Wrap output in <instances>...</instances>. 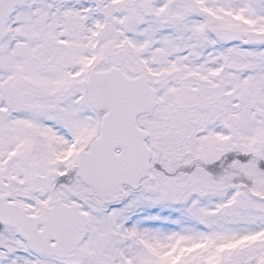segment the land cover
<instances>
[{
	"label": "snow or ice",
	"instance_id": "1",
	"mask_svg": "<svg viewBox=\"0 0 264 264\" xmlns=\"http://www.w3.org/2000/svg\"><path fill=\"white\" fill-rule=\"evenodd\" d=\"M0 264H264V0H0Z\"/></svg>",
	"mask_w": 264,
	"mask_h": 264
}]
</instances>
